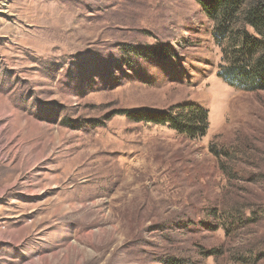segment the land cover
Masks as SVG:
<instances>
[{
    "label": "rangeland",
    "instance_id": "1",
    "mask_svg": "<svg viewBox=\"0 0 264 264\" xmlns=\"http://www.w3.org/2000/svg\"><path fill=\"white\" fill-rule=\"evenodd\" d=\"M225 64L194 0H0V264H264V91ZM186 104L202 137L139 120Z\"/></svg>",
    "mask_w": 264,
    "mask_h": 264
},
{
    "label": "trees",
    "instance_id": "2",
    "mask_svg": "<svg viewBox=\"0 0 264 264\" xmlns=\"http://www.w3.org/2000/svg\"><path fill=\"white\" fill-rule=\"evenodd\" d=\"M194 1L213 24V37L224 54L226 64L219 77L247 92L264 91V0ZM178 108L174 113L145 112L139 120L167 124L180 134L202 137L208 128L207 111L193 104Z\"/></svg>",
    "mask_w": 264,
    "mask_h": 264
}]
</instances>
